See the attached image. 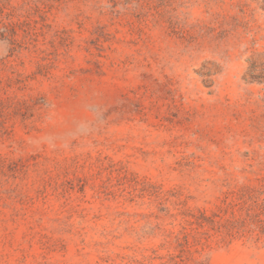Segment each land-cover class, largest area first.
<instances>
[{
    "label": "rangeland",
    "instance_id": "rangeland-1",
    "mask_svg": "<svg viewBox=\"0 0 264 264\" xmlns=\"http://www.w3.org/2000/svg\"><path fill=\"white\" fill-rule=\"evenodd\" d=\"M0 8V264H264V0Z\"/></svg>",
    "mask_w": 264,
    "mask_h": 264
},
{
    "label": "trees",
    "instance_id": "trees-1",
    "mask_svg": "<svg viewBox=\"0 0 264 264\" xmlns=\"http://www.w3.org/2000/svg\"><path fill=\"white\" fill-rule=\"evenodd\" d=\"M4 8H0V16H4ZM2 23V19H0ZM22 106V108L20 107ZM37 105H30L29 103L26 102H20L16 101L15 104L12 106L8 103V101H1L0 103V118H3V116L7 115H12L14 114H22L23 110L26 111H34ZM23 109V110H22ZM4 123V122H2ZM224 207L220 208V213L216 214L215 216H207L205 212H202V217L201 219L197 222L200 227L204 226V223H209L211 226V230L213 231V234H210V232L206 233L208 237H214L218 236L221 237L222 239L224 238H235L239 236V234H242L241 232L244 231H239L238 227L235 225L239 223V219L235 217V214L231 218H226L225 214L228 210V208H234L237 206L236 204L228 203L226 201L224 203Z\"/></svg>",
    "mask_w": 264,
    "mask_h": 264
}]
</instances>
